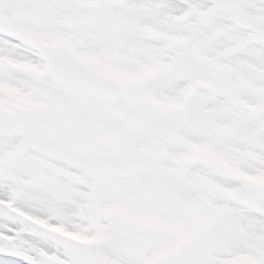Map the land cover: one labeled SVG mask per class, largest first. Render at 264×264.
<instances>
[{
	"label": "snow or ice",
	"instance_id": "snow-or-ice-1",
	"mask_svg": "<svg viewBox=\"0 0 264 264\" xmlns=\"http://www.w3.org/2000/svg\"><path fill=\"white\" fill-rule=\"evenodd\" d=\"M0 264H264V0H0Z\"/></svg>",
	"mask_w": 264,
	"mask_h": 264
}]
</instances>
